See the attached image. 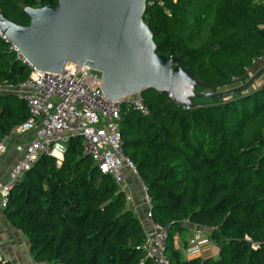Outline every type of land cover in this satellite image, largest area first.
Returning a JSON list of instances; mask_svg holds the SVG:
<instances>
[{
  "label": "trees",
  "instance_id": "trees-1",
  "mask_svg": "<svg viewBox=\"0 0 264 264\" xmlns=\"http://www.w3.org/2000/svg\"><path fill=\"white\" fill-rule=\"evenodd\" d=\"M56 3L0 0V12L27 25L25 7ZM142 21L156 53L171 50L211 91L241 87L252 59L264 53V0L146 2ZM26 77L0 37V85ZM247 90L194 98L195 106L183 110L167 92L143 89L147 115L120 108L123 152L146 186L152 218L166 229L171 264H264V85ZM27 115L17 94L0 92V137ZM125 201L74 137L59 163L37 157L9 189L2 212L26 237L35 262L152 264L141 249L144 229ZM185 221L209 229L215 256H182L175 239ZM0 264L12 263L1 257Z\"/></svg>",
  "mask_w": 264,
  "mask_h": 264
},
{
  "label": "water",
  "instance_id": "water-1",
  "mask_svg": "<svg viewBox=\"0 0 264 264\" xmlns=\"http://www.w3.org/2000/svg\"><path fill=\"white\" fill-rule=\"evenodd\" d=\"M145 6L146 0H57L55 6L25 7L27 25L0 12V34L37 70L59 73L65 63H73L99 71V88L109 99L154 89L167 92L176 104L194 107V98L225 99L249 88L264 71L245 76L241 87L208 90L171 50L156 53L142 21Z\"/></svg>",
  "mask_w": 264,
  "mask_h": 264
},
{
  "label": "built area",
  "instance_id": "built-area-1",
  "mask_svg": "<svg viewBox=\"0 0 264 264\" xmlns=\"http://www.w3.org/2000/svg\"><path fill=\"white\" fill-rule=\"evenodd\" d=\"M154 1L162 3V0H146L148 4ZM259 27L264 32V22ZM0 37L27 70V77L17 85L16 93L28 111L23 122L11 127L0 137V156L7 151L12 136L33 131L29 140L13 145L18 157L9 173L8 181L0 185V206L3 208L9 189L40 154L49 155L59 163L66 150L67 141L74 137L81 139L83 155H88L97 169L110 175L118 186L125 182L123 169H130L137 174L123 152L118 120L120 108L124 105L143 115L148 114L140 93L118 99L106 98L99 88V71L85 65L77 68L73 63H65L59 73L37 70L12 42L1 34ZM263 57L264 53L256 56L251 65ZM259 78L264 85V71ZM189 108L186 104L181 105L183 110ZM140 189L148 205L145 213L148 227L144 229L141 242L143 256L152 264H171L165 253L166 229L152 218L146 186L141 181ZM208 242L209 239L201 238L199 232H194L186 240L185 254H197L200 246Z\"/></svg>",
  "mask_w": 264,
  "mask_h": 264
},
{
  "label": "crops",
  "instance_id": "crops-1",
  "mask_svg": "<svg viewBox=\"0 0 264 264\" xmlns=\"http://www.w3.org/2000/svg\"><path fill=\"white\" fill-rule=\"evenodd\" d=\"M261 67H264V57L250 65L245 78L251 76L253 72ZM243 83L244 82H242V84ZM259 85H261V81L258 76V78H256L247 91L255 89ZM17 89V86L11 87L0 85V92H12L17 94ZM32 135L33 131H28L23 135L11 137L7 151L2 156H0V185H3L8 181L9 173L13 165L16 163L18 157L13 145L19 142H26L32 137ZM123 173L125 176V182L122 186H119V188L125 195V206L134 213L141 223L143 229H145L148 227L146 221V224H143L148 205L145 200V195L140 189V178L137 174L133 173L127 168L123 169ZM2 210L3 208L0 206V257L9 260L12 264H43L36 263L32 259L28 252V242L26 237L7 222ZM183 225L186 228L182 232V237H177L175 239V244L181 251L182 256L184 258H190L195 255L207 257L206 253L211 250L212 247H214L209 238V229L205 226L193 224L188 221L183 222ZM194 232H199L200 237L209 239V242L205 245L201 244L202 246H200V250L197 254H185L184 246L179 244V239L183 240V243H185L187 238L190 237Z\"/></svg>",
  "mask_w": 264,
  "mask_h": 264
},
{
  "label": "rangeland",
  "instance_id": "rangeland-1",
  "mask_svg": "<svg viewBox=\"0 0 264 264\" xmlns=\"http://www.w3.org/2000/svg\"><path fill=\"white\" fill-rule=\"evenodd\" d=\"M142 201H143V200H142ZM143 224H144V225L146 224V223H145V220H144V223H143ZM179 244H182V246H185L186 242L183 243V240L179 239ZM216 253H217V248L214 246V247L211 248V250H209V251L206 253V255H207V256H215ZM36 263H38V262H36Z\"/></svg>",
  "mask_w": 264,
  "mask_h": 264
}]
</instances>
